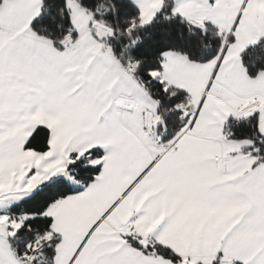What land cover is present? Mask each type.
<instances>
[{"label":"snow or ice","instance_id":"1","mask_svg":"<svg viewBox=\"0 0 264 264\" xmlns=\"http://www.w3.org/2000/svg\"><path fill=\"white\" fill-rule=\"evenodd\" d=\"M0 264H264V0H0Z\"/></svg>","mask_w":264,"mask_h":264}]
</instances>
